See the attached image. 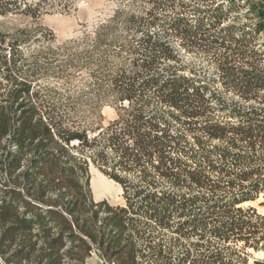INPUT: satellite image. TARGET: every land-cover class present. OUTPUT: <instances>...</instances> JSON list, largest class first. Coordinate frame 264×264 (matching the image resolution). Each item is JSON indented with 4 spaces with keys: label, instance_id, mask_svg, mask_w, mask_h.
Returning <instances> with one entry per match:
<instances>
[{
    "label": "trees",
    "instance_id": "obj_1",
    "mask_svg": "<svg viewBox=\"0 0 264 264\" xmlns=\"http://www.w3.org/2000/svg\"><path fill=\"white\" fill-rule=\"evenodd\" d=\"M174 1L118 8L78 44L100 55L102 104L116 113L93 136L66 90L26 64L29 32L0 34V264H247L264 248L251 206L264 201V53L244 27H220L229 3L179 4L156 31ZM252 10L255 35L264 10ZM181 51L210 57L211 71ZM89 164L122 205L93 200Z\"/></svg>",
    "mask_w": 264,
    "mask_h": 264
},
{
    "label": "rangeland",
    "instance_id": "obj_2",
    "mask_svg": "<svg viewBox=\"0 0 264 264\" xmlns=\"http://www.w3.org/2000/svg\"><path fill=\"white\" fill-rule=\"evenodd\" d=\"M230 1L212 0L216 4L233 5L220 27H244L249 37L253 36L251 45L264 53V26L259 34H252L259 22L252 9L260 7L264 10V0ZM189 3L206 5L209 0H175L172 5L167 4L168 8L157 11L160 23L154 29L162 30L160 24L181 11L178 5ZM151 5L152 0H0V34L10 37L24 30L29 32L27 41L21 45L26 64L37 67L41 84L66 90L71 98L72 117L87 128L89 136H93L113 121L116 113L111 106L102 104V70L97 62L100 55L84 56L79 45L86 36L92 38L94 30L118 8L139 14L149 10ZM180 57L205 74L212 69L210 57L203 53L181 51ZM92 169L102 174L89 164V177ZM91 192L95 202L106 200L113 206L123 204L115 185L108 186L102 196L95 195L92 188ZM251 206L264 214V201L259 200ZM245 253L247 264H264L263 247ZM85 264H102V261L93 254Z\"/></svg>",
    "mask_w": 264,
    "mask_h": 264
},
{
    "label": "bare ground",
    "instance_id": "obj_3",
    "mask_svg": "<svg viewBox=\"0 0 264 264\" xmlns=\"http://www.w3.org/2000/svg\"><path fill=\"white\" fill-rule=\"evenodd\" d=\"M90 183L92 191L95 193V195L102 196L107 191L108 186H117L119 189V192L122 193L121 188L115 184L113 181L109 180L99 172L95 170H90Z\"/></svg>",
    "mask_w": 264,
    "mask_h": 264
},
{
    "label": "water",
    "instance_id": "obj_4",
    "mask_svg": "<svg viewBox=\"0 0 264 264\" xmlns=\"http://www.w3.org/2000/svg\"><path fill=\"white\" fill-rule=\"evenodd\" d=\"M89 189L91 191V183H90V180H89ZM91 194H92V192H91Z\"/></svg>",
    "mask_w": 264,
    "mask_h": 264
}]
</instances>
